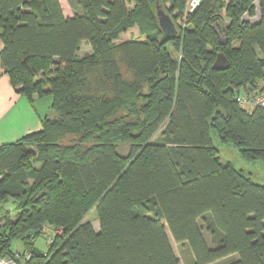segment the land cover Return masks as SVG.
I'll use <instances>...</instances> for the list:
<instances>
[{
	"label": "trees",
	"instance_id": "obj_1",
	"mask_svg": "<svg viewBox=\"0 0 264 264\" xmlns=\"http://www.w3.org/2000/svg\"><path fill=\"white\" fill-rule=\"evenodd\" d=\"M251 3L201 0L184 18L185 0H72L68 17L59 0H0L1 65L52 111L0 144V256L17 239L31 253L19 264H181L172 237L185 264H264V184L213 142L264 162V107L236 100L263 93L264 0L240 23Z\"/></svg>",
	"mask_w": 264,
	"mask_h": 264
},
{
	"label": "crops",
	"instance_id": "obj_2",
	"mask_svg": "<svg viewBox=\"0 0 264 264\" xmlns=\"http://www.w3.org/2000/svg\"><path fill=\"white\" fill-rule=\"evenodd\" d=\"M63 14L68 17L73 16L69 9H63ZM136 31L137 28L135 27L127 32ZM85 46L88 47L87 51H90V46ZM2 47L3 43L0 39V51ZM48 96L38 97L34 95L32 101H29L11 85L0 62V144L14 141L26 134L40 130L41 118L46 115L50 116L52 111L50 108L49 112L47 106H43L42 103L39 105V101ZM47 100H49L50 107L51 101L50 99Z\"/></svg>",
	"mask_w": 264,
	"mask_h": 264
},
{
	"label": "rangeland",
	"instance_id": "obj_3",
	"mask_svg": "<svg viewBox=\"0 0 264 264\" xmlns=\"http://www.w3.org/2000/svg\"><path fill=\"white\" fill-rule=\"evenodd\" d=\"M226 1V0H225ZM61 10L63 13V9H69L71 11V14H74L73 6H71L72 0H59ZM64 15V14H63ZM65 16V15H64ZM130 33H133L135 36L137 35L136 32H126L122 34L121 39H128L130 37ZM86 43L83 44L79 54L81 55L84 52H87L88 47H86ZM89 52V51H88ZM260 84L262 82L260 81ZM263 85V84H262ZM264 92V91H263ZM51 101V97L48 96L42 100L39 101V105L42 103L43 106H47L48 111L50 109L49 107V100ZM46 100V101H45ZM51 103V102H50ZM253 107V106H252ZM45 110V109H44ZM51 111V110H50ZM49 111V112H50ZM52 114V112H51ZM216 134L213 132V142L219 149V157L222 162H230L235 168L239 169L242 171L243 174L249 176L254 182L264 184V162L261 159H255V160H246L243 157H241L240 152L237 150V148L233 147L229 143H222L220 142L217 137L215 136ZM40 163H35L34 166L38 167ZM3 204L7 209L11 211V216L14 217V210H15V203L13 202L12 199L8 198ZM87 218L93 219L92 220V225L94 228L97 230V219H96V213L93 211L89 212L87 215ZM49 237H52L54 231L48 230L47 232H50ZM168 236L171 237L168 229H167ZM47 238H45V235L42 234L39 237L36 238L35 240V245L39 248L46 249L47 246L49 245V242L46 241ZM173 250L175 255L180 259L181 264H185V259L187 258V250L190 251L189 248L180 247V245H176L172 237L170 238ZM185 248V249H183ZM11 249L17 250V251H22L23 250V244L20 240H13L11 243Z\"/></svg>",
	"mask_w": 264,
	"mask_h": 264
},
{
	"label": "water",
	"instance_id": "obj_4",
	"mask_svg": "<svg viewBox=\"0 0 264 264\" xmlns=\"http://www.w3.org/2000/svg\"><path fill=\"white\" fill-rule=\"evenodd\" d=\"M251 5L254 7V14L249 15L248 11H245L241 18L240 23L248 22V23H256L259 22L261 19V4L260 0H252ZM157 17H158V23L160 28L163 31L164 39H166L168 36L173 35L176 33V28L174 26V23L169 16V14L165 13L160 6H157L156 11ZM212 67L214 69L218 70H225L229 67V61L227 57L223 53H218L216 55V58L212 64ZM263 78H264V70H263ZM260 91H264V85H262L259 88Z\"/></svg>",
	"mask_w": 264,
	"mask_h": 264
},
{
	"label": "built area",
	"instance_id": "obj_5",
	"mask_svg": "<svg viewBox=\"0 0 264 264\" xmlns=\"http://www.w3.org/2000/svg\"><path fill=\"white\" fill-rule=\"evenodd\" d=\"M200 3L201 0H185L183 17L186 18V16L192 13ZM236 100L243 105L264 107V92L252 91L247 94H240L236 96ZM43 230H47V226H44ZM48 240L51 241V237H49ZM30 254L28 250H22L21 253L16 252L13 256H0V264H19V260L29 258Z\"/></svg>",
	"mask_w": 264,
	"mask_h": 264
},
{
	"label": "flooded vegetation",
	"instance_id": "obj_6",
	"mask_svg": "<svg viewBox=\"0 0 264 264\" xmlns=\"http://www.w3.org/2000/svg\"><path fill=\"white\" fill-rule=\"evenodd\" d=\"M262 84L264 85V82H262Z\"/></svg>",
	"mask_w": 264,
	"mask_h": 264
}]
</instances>
